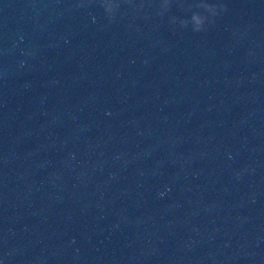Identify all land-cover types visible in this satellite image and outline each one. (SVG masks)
Listing matches in <instances>:
<instances>
[{"label":"water","instance_id":"1","mask_svg":"<svg viewBox=\"0 0 264 264\" xmlns=\"http://www.w3.org/2000/svg\"><path fill=\"white\" fill-rule=\"evenodd\" d=\"M0 264H264V0H0Z\"/></svg>","mask_w":264,"mask_h":264}]
</instances>
